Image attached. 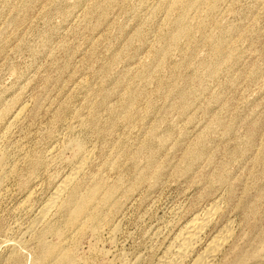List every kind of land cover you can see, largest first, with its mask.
<instances>
[{
	"label": "rangeland",
	"instance_id": "1",
	"mask_svg": "<svg viewBox=\"0 0 264 264\" xmlns=\"http://www.w3.org/2000/svg\"><path fill=\"white\" fill-rule=\"evenodd\" d=\"M151 1L0 0V264H264V0Z\"/></svg>",
	"mask_w": 264,
	"mask_h": 264
},
{
	"label": "bare ground",
	"instance_id": "2",
	"mask_svg": "<svg viewBox=\"0 0 264 264\" xmlns=\"http://www.w3.org/2000/svg\"><path fill=\"white\" fill-rule=\"evenodd\" d=\"M147 1V0H146ZM154 1V0H153ZM191 1L192 0H176V3H179L182 7H183V9L181 8V10H183V12H182V16H181V19L180 20H182L183 21V18H184V15L186 14V12L188 11V10H190L193 6H194V3L193 4H191ZM194 2V1H193ZM150 3H152L153 4V2L150 0ZM163 4V3H162ZM167 5H169V3L167 4ZM166 5V6H167ZM171 5V4H170ZM153 7V6H152ZM154 7H156V6H154ZM160 7V6H159ZM169 7V6H168ZM179 8H180V6H178ZM165 8V7H164ZM152 9V8H151ZM158 9V8H157ZM167 10V9H166ZM176 10V9H175ZM181 15V14H180ZM182 21H181V24H182ZM180 29H183V30H181L180 31V33L181 34H184V35H186L187 34V30L181 25V28ZM132 102V101H131ZM108 103V102H107ZM106 106V105H105ZM106 107H108V106H106ZM23 111V110H22ZM127 111V110H126ZM20 112V111H19ZM19 114V113H18ZM98 114V113H97ZM21 115H22V113H21ZM17 119H18V116H17ZM82 121V120H81ZM84 124V123H83ZM7 136V135H6ZM5 136V137H6ZM74 142V141H73ZM75 143V142H74ZM79 143H81V142H79ZM72 144V143H71ZM84 144V143H83ZM82 145V144H81ZM69 146V145H68ZM84 146V145H83ZM76 147H77V149H75V150H77V153H78V157L80 156V160H78L77 162H75L74 164H73V168L70 170V171H72L71 172V174L69 175L68 174V176L65 178V179H63V181L62 182H60V184H59V186L56 188V190H55V192H53V194H52V196L50 197V200L48 201V202H46L47 204L44 206V207H42V211L40 212L39 211V213H38V215H37V217H38V221L37 222H41L44 218H45V216H46V214L49 212V210H50V208H52L53 206H54V204L59 200V199H61V197L64 195V193L65 192H67V190H68V188L72 185V183L75 181V179H76V177H78L77 175L78 174H81V172H82V170L84 169V166L86 167V163H88L89 161H88V158L89 157H91L90 155H88L87 153H84V152H82V149L83 148H81V146H77V143H76ZM74 149V148H73ZM85 151V150H84ZM90 151V150H89ZM87 152V151H86ZM76 153V152H75ZM90 153V152H89ZM92 155V154H91ZM77 157V158H78ZM2 158V157H1ZM7 158V157H6ZM73 158V157H72ZM71 158V159H72ZM62 159V158H61ZM70 159V160H71ZM4 160V158H2V160L0 161V183H1V180H3L4 178H5V176H4V169H5V167H7L8 166V164H6V163H8V162H4L3 161ZM7 160V159H6ZM68 161L69 163L71 162V161ZM77 159L75 158V161H76ZM88 161V162H87ZM91 161V160H90ZM67 162V161H66ZM5 164L7 165V166H5ZM70 166V165H69ZM8 170V169H7ZM9 171V170H8ZM16 171V170H15ZM7 173V172H6ZM70 173V172H69ZM8 174V173H7ZM3 176H4V178H3ZM3 178V179H2ZM76 183H78V182H76ZM1 185V184H0ZM76 185V184H75ZM72 192V191H71ZM68 193V192H67ZM63 197H65V196H63ZM218 202V201H217ZM57 204V203H56ZM56 206V205H55ZM213 206H215V205H213ZM213 206H211V207H213ZM217 206V205H216ZM212 209V208H211ZM210 210V209H209ZM214 209L213 210H210V211H208L206 214H205V216H204V218H194L191 222H189V224H187V226H186V228L183 230V231H181V233L177 236V239L175 240V242H176V244H175V246L173 247V249L172 250H168V252L167 251H165L166 252V254L164 255V256H162L163 258L159 261V263L158 264H182L183 263V261H185V259L191 254V253H193L194 251H193V249L195 248V246H198V245H195V243H196V241H198V240H200V239H198V236H199V234L201 233L202 235H203V233L201 232L202 230H204L205 229V227L207 228V226L206 225H209V224H207L211 219H213V218H211L212 217V215L214 214ZM220 211V210H219ZM216 212V211H215ZM217 214H218V209H217ZM216 214H214V216H215ZM213 216V217H214ZM201 217V216H200ZM35 221V222H36ZM35 223V224H38V223ZM217 222V221H216ZM34 224V225H35ZM229 224H231V223H229ZM232 225V224H231ZM210 226V225H209ZM208 226V227H209ZM228 226H230V225H228ZM227 227V226H226ZM229 228V227H228ZM228 228H225L223 231L225 232V231H227V230H229L230 231V229H228ZM227 229V230H226ZM29 230V229H28ZM223 231H222V233H223ZM231 232V231H230ZM228 233V232H227ZM223 234H226V232L225 233H223ZM223 234H219L220 236H222ZM230 234V233H229ZM232 235V234H231ZM220 236H219V239H217L216 237H214V239H217L216 240V242H220L221 243V241H225V240H227L226 239V237H225V240H224V237H222V238H220ZM224 236V235H223ZM198 239V240H197ZM198 242H200V241H198ZM218 243H216V244H218ZM171 244V243H170ZM200 244V243H199ZM215 244V241L212 239L211 240V242L206 246V248L204 249L205 251L202 253V254H199V256L197 257V258H195V260L192 262V264H212V262H213V259H214V257L217 255L216 253H217V251H220L221 250V248H220V250H218L219 248L218 247H220V245L221 244H219V245H217L216 246V244ZM174 245V244H173ZM222 246V245H221ZM218 248V249H217ZM171 249V248H170ZM223 249V248H222ZM195 250V249H194ZM67 257H70L69 255H67ZM191 257V256H190ZM216 258V257H215ZM158 262V261H157Z\"/></svg>",
	"mask_w": 264,
	"mask_h": 264
}]
</instances>
